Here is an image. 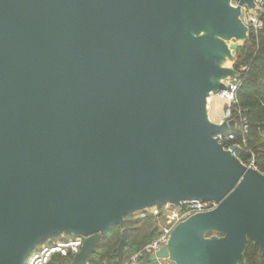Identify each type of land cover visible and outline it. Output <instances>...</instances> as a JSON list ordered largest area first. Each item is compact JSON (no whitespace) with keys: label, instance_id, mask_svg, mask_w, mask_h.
<instances>
[{"label":"water","instance_id":"water-1","mask_svg":"<svg viewBox=\"0 0 264 264\" xmlns=\"http://www.w3.org/2000/svg\"><path fill=\"white\" fill-rule=\"evenodd\" d=\"M233 2L0 0V264L66 235L88 264L126 217L189 200L218 206L145 264L264 255V174L215 140L237 122L211 119L250 41L256 0Z\"/></svg>","mask_w":264,"mask_h":264},{"label":"trees","instance_id":"trees-1","mask_svg":"<svg viewBox=\"0 0 264 264\" xmlns=\"http://www.w3.org/2000/svg\"><path fill=\"white\" fill-rule=\"evenodd\" d=\"M260 20L263 22L262 28L257 32L250 30V41L239 48L237 61L233 65V68L240 73V85L232 118L238 123L237 130L234 131L236 134L234 144L239 145V149L235 155L242 163L250 166L253 164L254 168L264 174V8L260 13ZM238 109L243 111V116L246 118V132L240 124ZM139 216L140 214L136 213L126 217L123 232L120 226H114L102 238L96 253L88 259V264H122L152 242L160 234L158 223L153 216L144 218ZM69 237L72 236H65V238ZM60 239L62 238L55 236L52 241ZM122 240L126 242L124 260L119 263L118 247ZM259 251L260 246L249 240L245 254L246 261L240 264H264V255L260 256ZM73 258L54 255L49 264H72Z\"/></svg>","mask_w":264,"mask_h":264},{"label":"built area","instance_id":"built-area-1","mask_svg":"<svg viewBox=\"0 0 264 264\" xmlns=\"http://www.w3.org/2000/svg\"><path fill=\"white\" fill-rule=\"evenodd\" d=\"M237 4V2H233ZM264 8V0H256V8L254 10H249L247 8L243 9V20L250 30L257 32L263 26V22L260 20V13ZM227 88L212 98H218L224 100L228 103L225 110L224 116L221 119L226 121H233L232 110L233 106L237 104V91L240 85V79L234 78L226 82ZM239 121L242 125L243 131L247 130L246 118L243 116V111L238 109ZM235 121V120H234ZM237 122V121H236ZM238 124V123H237ZM215 140L223 144L226 149L236 144V134L234 132H223L214 135ZM244 142V141H243ZM239 147V145H237ZM253 166V164L251 165ZM218 206L216 202H202V201H184L183 206L170 207L169 205L155 206L139 212L142 218L146 216H153L161 223L160 234L144 248L133 254L126 262L122 264H142L145 258L151 257L152 255H157L158 252L166 246L169 237L174 230V228L182 221L188 219L189 217L200 213L208 212L215 209ZM84 244V239L79 236H72L69 238H62L58 241L46 242L39 247H37L27 259L26 264H49L54 255H59L63 257L76 256L80 253L82 246ZM154 264H169L165 258H157L156 261L152 262Z\"/></svg>","mask_w":264,"mask_h":264},{"label":"rangeland","instance_id":"rangeland-1","mask_svg":"<svg viewBox=\"0 0 264 264\" xmlns=\"http://www.w3.org/2000/svg\"><path fill=\"white\" fill-rule=\"evenodd\" d=\"M228 106V103L224 100L218 99V98H212L211 99V119L212 121H220L225 113V110ZM141 218V216H139ZM156 219V218H153ZM159 228H161V223L159 220H157Z\"/></svg>","mask_w":264,"mask_h":264},{"label":"crops","instance_id":"crops-1","mask_svg":"<svg viewBox=\"0 0 264 264\" xmlns=\"http://www.w3.org/2000/svg\"><path fill=\"white\" fill-rule=\"evenodd\" d=\"M220 121H221V120H220ZM220 121H215V122H217V123H218V122H220Z\"/></svg>","mask_w":264,"mask_h":264},{"label":"bare ground","instance_id":"bare-ground-1","mask_svg":"<svg viewBox=\"0 0 264 264\" xmlns=\"http://www.w3.org/2000/svg\"><path fill=\"white\" fill-rule=\"evenodd\" d=\"M229 81V80H228ZM227 82V81H226Z\"/></svg>","mask_w":264,"mask_h":264}]
</instances>
